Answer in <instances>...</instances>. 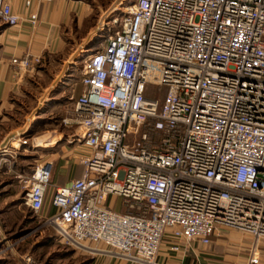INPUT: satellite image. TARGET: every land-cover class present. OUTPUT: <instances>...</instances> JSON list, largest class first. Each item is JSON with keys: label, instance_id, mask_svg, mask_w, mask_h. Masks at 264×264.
<instances>
[{"label": "built area", "instance_id": "obj_1", "mask_svg": "<svg viewBox=\"0 0 264 264\" xmlns=\"http://www.w3.org/2000/svg\"><path fill=\"white\" fill-rule=\"evenodd\" d=\"M38 21L30 15L32 26ZM0 22L22 23L8 0H0ZM109 26L62 120L75 128L71 143L89 151L75 158L82 176L53 187L54 164H37L18 176L26 205L40 216L49 199L55 212L41 227L94 260L161 264L168 233L209 246L231 229L251 236L248 264H261L264 0H135ZM42 63L31 55L12 60L19 74ZM151 87L165 96L149 97ZM30 146L38 147L28 131L16 132L0 148V166ZM19 242H6L0 226V258Z\"/></svg>", "mask_w": 264, "mask_h": 264}, {"label": "crops", "instance_id": "obj_2", "mask_svg": "<svg viewBox=\"0 0 264 264\" xmlns=\"http://www.w3.org/2000/svg\"><path fill=\"white\" fill-rule=\"evenodd\" d=\"M8 1L14 13L22 18V23L9 27L0 22V148L21 129L27 130L38 146L19 151L12 166L9 163L0 166V177L8 180L7 183H0V187L3 186L0 190V226L6 242H22L25 238L18 231L30 228V220L21 209V192L15 188L12 178L18 171L19 175L29 176L37 164L52 162L53 187H63L82 176L83 168L75 158L89 154L80 145L71 143L75 128L62 124L63 119L71 117L75 107L70 96L78 98L82 93L81 77L62 74L67 72L65 65L69 58L65 57L72 50L71 46L75 45L83 24L93 17L95 6L92 0H59L52 4H34L26 9L24 0ZM31 14L38 15L36 27L29 22ZM26 55L42 57L43 63L27 73L19 74L12 60ZM21 108L27 110L26 124L10 130L4 128L8 120L6 117L20 113ZM10 168L17 171L12 173ZM113 203L118 205L121 200L114 198ZM6 206H11L7 212L4 211ZM54 212L48 199L40 216H34L42 224ZM13 219L16 221L13 222ZM11 221L13 226L10 225ZM19 222H22L21 225H18ZM44 239L41 231L35 244H44ZM47 240L59 244L55 231ZM251 242L250 235L231 229L223 230L219 236L214 235L209 246L200 242L187 243L168 233L158 260L161 264H248ZM174 247L179 250L175 251ZM28 256L34 264H40L34 252L25 255L10 252L0 258V264H29L26 261ZM94 264L115 262L98 258ZM261 264H264V245Z\"/></svg>", "mask_w": 264, "mask_h": 264}, {"label": "rangeland", "instance_id": "obj_3", "mask_svg": "<svg viewBox=\"0 0 264 264\" xmlns=\"http://www.w3.org/2000/svg\"><path fill=\"white\" fill-rule=\"evenodd\" d=\"M95 6V12L93 17H91L88 21L83 24V27L79 30V34L77 39L75 40V45L71 46L72 50L67 53V64L65 65V71L62 76H67L71 74H75V78L81 77L80 70L83 67V63L88 55L95 50L99 49L101 45L104 43V40L108 33V28H110L109 24L113 17L121 16L125 8L131 6L135 0H92ZM108 26V27H107ZM89 33V35H87ZM83 38L84 41L82 40ZM68 73V74H67ZM61 77V76H60ZM58 90V88H56ZM166 94L165 88L160 87H151L149 91V97H155L157 99L162 98ZM22 109V108H21ZM13 114V113H12ZM26 114L27 110L22 109L20 113H14L13 115H9L6 118L8 119L5 122L4 128L10 130V128H18L23 127L26 124ZM26 116V117H25ZM22 130V129H21ZM24 130V129H23ZM11 137V136H10ZM159 140V139H157ZM18 147V145L16 144ZM10 170L16 172L14 168ZM9 169L6 170L8 172ZM19 172V171H18ZM16 173L12 183H14L15 188L21 192L20 194V202L21 209L30 220V228L28 229H20L18 234L23 233L21 236H24V241L18 243L12 252L18 253L20 255H25L27 252H34L35 258L40 264H94V259L81 255L75 252L73 249L55 244L52 240H47L54 234V230L52 228H44L41 227L35 214L32 213L30 208L25 203V185L23 180L17 179L19 173ZM23 177L27 175H22ZM2 177H0V183H7ZM3 186L0 187V190ZM10 205V204H8ZM4 211L7 212L11 209V206H6ZM119 212L124 211L121 207V203L115 206ZM3 212V213H5ZM16 219L17 217L14 216ZM35 218V219H34ZM16 221L13 219V222ZM12 221L10 222L11 226H13ZM22 222H19L18 225H21ZM17 225V226H18ZM14 228V227H13ZM17 228V227H16ZM13 230V229H12ZM15 230V228H14ZM43 231L46 241L44 244H35L40 235V232ZM240 246L243 247L242 244ZM34 255V254H33Z\"/></svg>", "mask_w": 264, "mask_h": 264}, {"label": "water", "instance_id": "obj_4", "mask_svg": "<svg viewBox=\"0 0 264 264\" xmlns=\"http://www.w3.org/2000/svg\"><path fill=\"white\" fill-rule=\"evenodd\" d=\"M7 143H8V142H7ZM7 143H5V145H6Z\"/></svg>", "mask_w": 264, "mask_h": 264}]
</instances>
